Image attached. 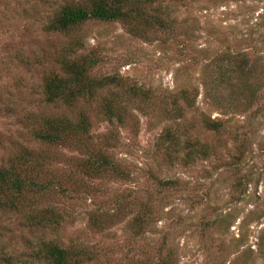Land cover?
<instances>
[{
    "label": "rangeland",
    "instance_id": "rangeland-1",
    "mask_svg": "<svg viewBox=\"0 0 264 264\" xmlns=\"http://www.w3.org/2000/svg\"><path fill=\"white\" fill-rule=\"evenodd\" d=\"M76 3L87 0H0V170L34 159L39 172L22 180L49 186L0 189V264H48L50 248L84 250L86 264H264V0H157L143 8L169 28L144 38L121 21L52 30ZM80 57L96 62L93 77L149 99L110 86L48 104L45 82ZM106 101L120 122H108ZM82 117L124 178L89 177L81 149L37 141L49 121Z\"/></svg>",
    "mask_w": 264,
    "mask_h": 264
},
{
    "label": "trees",
    "instance_id": "trees-1",
    "mask_svg": "<svg viewBox=\"0 0 264 264\" xmlns=\"http://www.w3.org/2000/svg\"><path fill=\"white\" fill-rule=\"evenodd\" d=\"M157 0H87V5L70 4L65 6L59 13V16L53 21L50 28L58 32H68L73 28L91 20L101 22H115L121 21L126 24L129 33L135 38L147 37L149 33L157 32V30L168 29L169 24L160 16H150L146 14L143 5H154ZM73 5V6H72ZM83 46L82 44H80ZM96 62L92 59L84 60L80 57L78 61L67 62L63 64L62 70L65 73L64 77L59 75L53 76L44 84V96L48 104H70L78 99L92 98L97 92L108 90L110 86L118 87L120 90L124 89L125 95L131 99L142 98L149 99L148 94L141 92L139 88L126 86L124 83H117L113 77L96 78L90 75V71L95 66ZM122 86V88H121ZM102 113L107 117L110 124L114 121H121L118 110L114 104L106 101L102 108ZM206 127L216 129L215 126L206 124ZM90 124L87 119L82 117L75 125L65 122L46 123V128L43 131L36 133V139L42 144L48 146H68L74 145L83 152L87 157L82 160L89 165L86 169L88 176L92 178H105L111 175L114 178L122 179L124 175L120 172L115 164L110 162L109 156L96 152L99 149L94 147L88 140L90 133ZM163 142L178 143L177 136H173L171 132L165 131L161 136ZM196 151V150H195ZM91 153V154H90ZM198 155L207 154V151L196 152ZM195 154V156H196ZM194 152L187 149L184 160H192ZM18 166L15 163L10 167L0 170V189H7L14 194L19 195L23 193L27 187V191L37 190L38 192H45L48 185H40L32 181L26 183L22 180L24 171L27 173H37L39 168L35 166L34 159L19 158ZM110 165V166H109ZM109 166L110 168H108ZM160 186L165 188L169 186L168 181H160ZM11 210L17 208L14 199L8 203ZM5 205V204H4ZM1 206V203H0ZM152 213L147 208L138 217L137 221L141 229H145L151 220ZM38 226L42 220H30ZM37 221V222H36ZM49 223L47 220H45ZM96 222L100 224L99 221ZM45 259L48 264H86L85 261L91 262L93 257L84 250L74 251L73 253L58 248H50L45 254Z\"/></svg>",
    "mask_w": 264,
    "mask_h": 264
}]
</instances>
